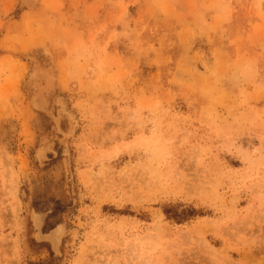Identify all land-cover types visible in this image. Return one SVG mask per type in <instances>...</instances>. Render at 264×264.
Listing matches in <instances>:
<instances>
[{"label":"rangeland","instance_id":"rangeland-1","mask_svg":"<svg viewBox=\"0 0 264 264\" xmlns=\"http://www.w3.org/2000/svg\"><path fill=\"white\" fill-rule=\"evenodd\" d=\"M31 1L0 0V264H264V0Z\"/></svg>","mask_w":264,"mask_h":264},{"label":"bare ground","instance_id":"bare-ground-1","mask_svg":"<svg viewBox=\"0 0 264 264\" xmlns=\"http://www.w3.org/2000/svg\"><path fill=\"white\" fill-rule=\"evenodd\" d=\"M33 1V2H32ZM31 2L32 3H34V1L35 0H32ZM35 219H36V224H42V218L41 217H35ZM37 227V226H36ZM40 227V226H39ZM61 227H57L56 229H53V230H51L50 231V234H44V235H42L40 232H42V229H40L39 228V230H38V233H37V235H38V237L41 239V238H43L44 236L46 237V238H48L49 240H51V242H53V244L54 245H56L59 241H60V233H61ZM62 232H63V230H62Z\"/></svg>","mask_w":264,"mask_h":264},{"label":"water","instance_id":"water-1","mask_svg":"<svg viewBox=\"0 0 264 264\" xmlns=\"http://www.w3.org/2000/svg\"><path fill=\"white\" fill-rule=\"evenodd\" d=\"M38 226H41L40 224H38ZM43 239L49 241L51 243V246H52V249L55 253H59V246H60V243H61V240L56 244L54 245L53 242H51V240H49L48 238H46L45 236L43 237Z\"/></svg>","mask_w":264,"mask_h":264}]
</instances>
